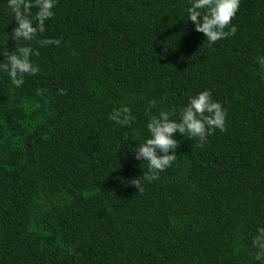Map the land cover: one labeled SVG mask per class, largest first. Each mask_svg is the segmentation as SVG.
Masks as SVG:
<instances>
[{
  "label": "trees",
  "instance_id": "obj_1",
  "mask_svg": "<svg viewBox=\"0 0 264 264\" xmlns=\"http://www.w3.org/2000/svg\"><path fill=\"white\" fill-rule=\"evenodd\" d=\"M190 5L55 0L30 43L39 73L15 88L0 71V264H260L251 242L264 228V0H240L235 35L211 47ZM15 27L0 0V62L17 46ZM205 90L226 131L202 147L175 134L177 160L144 181L134 149L151 116L177 120ZM123 106L130 127L109 119ZM139 177L141 193L129 183Z\"/></svg>",
  "mask_w": 264,
  "mask_h": 264
},
{
  "label": "clouds",
  "instance_id": "obj_2",
  "mask_svg": "<svg viewBox=\"0 0 264 264\" xmlns=\"http://www.w3.org/2000/svg\"><path fill=\"white\" fill-rule=\"evenodd\" d=\"M239 6L240 0H191V5L187 9L188 21L195 25L196 32L204 34L211 47L227 36L235 35L237 28L235 26L229 28V25L236 16ZM54 7L55 0H8V8L17 25L12 30L11 39L17 42V46L13 51L4 53L0 71L8 75L15 88L23 85L26 75L34 76L40 71L31 61V57L38 56L39 52L35 51L30 43L38 34L45 31V21L53 18ZM32 8L37 9L34 17L35 26L29 19ZM25 42H28V46H25ZM38 43L41 46L48 44L59 46L60 41L44 39ZM42 91L38 89L37 94H41ZM60 93L65 94L63 90H60ZM155 106L156 101H151L145 111L150 113ZM170 115L167 111L152 115L147 123L150 138L134 149L135 159L142 163L147 162V171L141 176L144 181L158 180L159 174L177 160L175 150L179 145L173 138L175 134L184 135L190 141L197 139L198 146L202 147L207 137L216 130L226 131V112L219 102L213 100L212 93L208 90L189 97L188 104L179 110L177 120L171 119ZM109 119L122 127H130L135 122V117L126 106L113 109ZM141 177L129 181L139 193L143 192ZM251 243L255 250L254 259L264 264V228L258 229V234L253 237Z\"/></svg>",
  "mask_w": 264,
  "mask_h": 264
}]
</instances>
